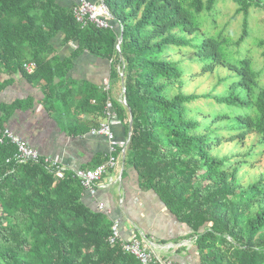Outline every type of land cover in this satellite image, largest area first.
<instances>
[{"label":"trees","instance_id":"1","mask_svg":"<svg viewBox=\"0 0 264 264\" xmlns=\"http://www.w3.org/2000/svg\"><path fill=\"white\" fill-rule=\"evenodd\" d=\"M101 2L122 31L80 22L79 3L0 0V92L12 81L3 75L20 72L50 102L54 78L83 52L110 59L127 104L105 85L92 105L106 118L110 104L131 133L124 170L134 167L141 188L188 225L200 264H264V36L260 65L237 57L251 33L250 8L264 9V0ZM202 12L214 29L200 26ZM59 34L76 44L65 61L50 54ZM28 60L38 66L32 74L23 68ZM22 105H1L0 137ZM17 154L14 142L0 141V264H141L120 239L111 241L113 220L84 201L71 166L58 173L44 154L24 162ZM108 157L98 154L96 166Z\"/></svg>","mask_w":264,"mask_h":264},{"label":"crops","instance_id":"2","mask_svg":"<svg viewBox=\"0 0 264 264\" xmlns=\"http://www.w3.org/2000/svg\"><path fill=\"white\" fill-rule=\"evenodd\" d=\"M79 1L57 0L65 7H71ZM113 27L120 29L116 21L113 22ZM52 45L51 57L56 56L60 61L72 57L76 47L74 42L64 41V34L54 37ZM73 63L67 75L54 78L57 96L50 98V102L45 88L38 86V83H31L23 73L18 72L12 76L4 74L3 79L12 78V81L0 92V108L2 104L22 102V107L16 109L7 121L10 129L42 154L59 159L63 165L92 169L96 167L95 158L98 154L107 155L111 144L117 145L128 139L126 127L118 117L111 120L115 133L113 142L90 133L96 124L108 119L107 116L103 118L96 114L92 105L94 98L100 95L102 88L109 82L110 94L115 99H123L120 89L123 87V80L119 83V79L113 77V64L110 59L89 51L83 52ZM83 122L78 129L87 126L90 129L78 134L76 126ZM123 158L122 154L119 157V166L104 176V186L95 196L87 191L83 192L84 201L94 209H98L100 203L110 209L111 213L108 215L112 220H120L124 238L131 237L142 229L147 234L148 246L156 254L182 264H200L197 248L188 237L191 229L170 213L157 193L141 188L137 171L134 167L124 170ZM177 240L181 241L176 242ZM183 240H186L184 246L165 247L168 243L177 244Z\"/></svg>","mask_w":264,"mask_h":264},{"label":"built area","instance_id":"3","mask_svg":"<svg viewBox=\"0 0 264 264\" xmlns=\"http://www.w3.org/2000/svg\"><path fill=\"white\" fill-rule=\"evenodd\" d=\"M79 5L75 7V15L77 19L86 24L92 22L101 28L113 27L111 20V15L109 14L107 8L104 5H98L97 3L89 0H80ZM37 63L35 61H26L23 64V68L28 73H34L37 69ZM105 89H109V84H106ZM107 120L102 121L99 127H94L91 130V134L103 136L110 142L115 140V133L113 131L111 120L117 118V114L111 109L110 104H108L106 111ZM5 138L10 139L18 146L17 157L20 161L28 160H38L42 156L41 152L33 147L29 142L25 141L20 136L14 134L9 129L5 130L4 136L0 139L2 142ZM129 141L120 142L116 144H111L108 150V160L96 166L94 169H83V168H72L74 175L80 180L81 184L84 187V191H87L90 195L95 196L99 188L104 186L103 177L109 173L111 168H116L120 161L114 153L119 146L123 148V156L125 153L126 144ZM45 161L49 163L50 167L57 170H63L65 166L59 159L54 158L50 155L45 156ZM113 178L110 179L112 181ZM99 209L106 211L110 214L111 210L105 208L103 204H99ZM113 233L111 235V241L116 242L120 239L123 242V247L126 251L133 253L142 264H181L171 259L161 258L159 255H156L152 250H150L146 245L143 244V241L139 238L132 237L127 241L123 240L120 232V224L116 221L113 224Z\"/></svg>","mask_w":264,"mask_h":264},{"label":"rangeland","instance_id":"4","mask_svg":"<svg viewBox=\"0 0 264 264\" xmlns=\"http://www.w3.org/2000/svg\"><path fill=\"white\" fill-rule=\"evenodd\" d=\"M218 12L221 19L227 22V16L219 10ZM205 13L206 12L196 14V19L200 22V26H202L203 29H214L215 26L210 25V22L208 21V16L207 14L205 16ZM240 15L242 17L246 16L244 12H241ZM247 18L249 21L251 33L249 34V37L245 36L243 38L240 44V48L243 51V55H238L237 57H243L245 55L250 56L252 58L253 67H255L257 65H260L263 61V57L260 54L263 50L262 47L259 45V38L264 36V9L256 5L251 6ZM179 30L180 28L177 29V31ZM233 33L235 34L234 36H237L239 34V30L233 29ZM120 82L121 80L119 79V83ZM205 82L208 83L210 82V80H206ZM121 88L122 86L120 87V89Z\"/></svg>","mask_w":264,"mask_h":264},{"label":"clouds","instance_id":"5","mask_svg":"<svg viewBox=\"0 0 264 264\" xmlns=\"http://www.w3.org/2000/svg\"><path fill=\"white\" fill-rule=\"evenodd\" d=\"M98 5H104L105 7H106V5H105V3L104 2H101L100 4H98ZM111 15V14H110ZM111 20H112V15H111ZM114 22V20H112V23ZM120 30L122 31L123 30V27L122 26H120ZM121 39V38H120ZM119 44H120V40H119ZM119 49H120V45H119ZM28 61H33V60H28ZM36 71V70H35ZM32 74V73H31ZM123 101L127 104V101H126V99H123ZM6 129H9L10 131H12L14 134H16V135H18L17 133H15L12 129H10V127H6ZM5 129V130H6ZM5 130L3 131V134H2V136L0 137V138H2L3 136H4V133H5ZM91 132V131H90ZM19 136V135H18ZM5 139H7V138H5ZM4 139V140H5ZM129 142H130V140H129V136H128V139H127ZM42 154V153H41ZM46 156V155H45ZM119 166V165H118ZM117 166V167H118ZM72 168H74V167H72ZM84 169V168H83ZM92 169H94V168H92ZM101 189V188H100ZM98 208H99V206H98ZM108 209V208H107ZM102 211H104V210H102ZM104 212H106V211H104ZM111 213V212H110ZM106 214L108 215V213L106 212ZM109 216V215H108ZM116 221H118L119 222V224H120V232H121V222H120V220L118 219V218H116V219H114L113 220V222L115 223ZM113 223V224H114ZM113 227V226H112ZM139 232H140V235H139ZM139 232L137 233V234H135V235H131V237H127V238H124L123 236H122V234H121V237H122V239L123 240H125V241H127L128 239H130V238H132V237H136V238H139L140 240H142L143 241V244L144 245H146L150 250H152L149 246H148V238L146 237V235H145V231H143L142 229H140L139 230ZM185 245V243L184 242H181V243H177V244H175V243H168L167 245H165V247H168V248H170V247H181V246H184ZM153 251V250H152ZM154 252V251H153ZM155 253V252H154ZM156 254V253H155ZM156 255H158V254H156ZM160 256V255H159ZM161 257V256H160ZM161 258H165V259H170V258H167V257H161ZM172 260V259H171ZM175 261V260H174ZM177 262V261H176ZM179 263H181V262H179ZM142 264V263H141ZM182 264V263H181Z\"/></svg>","mask_w":264,"mask_h":264},{"label":"water","instance_id":"6","mask_svg":"<svg viewBox=\"0 0 264 264\" xmlns=\"http://www.w3.org/2000/svg\"><path fill=\"white\" fill-rule=\"evenodd\" d=\"M122 42V37H121V39H120V43ZM131 123H132V119H131ZM130 138H131V133L129 134V140H130Z\"/></svg>","mask_w":264,"mask_h":264}]
</instances>
